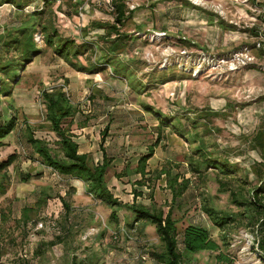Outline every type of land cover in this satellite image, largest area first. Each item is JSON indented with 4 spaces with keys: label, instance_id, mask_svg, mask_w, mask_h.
Segmentation results:
<instances>
[{
    "label": "rangeland",
    "instance_id": "374dc122",
    "mask_svg": "<svg viewBox=\"0 0 264 264\" xmlns=\"http://www.w3.org/2000/svg\"><path fill=\"white\" fill-rule=\"evenodd\" d=\"M125 1L133 13L121 30L136 38L119 57L148 89L133 91L124 79L113 77L109 67L90 74L59 58L44 43L41 25L81 42L103 32L89 29L91 21L112 22L113 15L106 0H58L39 16L34 39L42 51L20 70L10 96L0 95V121L17 118L15 130L0 146V158L12 152L18 156L6 169L8 185L0 194V264H162L152 256L163 250L154 225H126L125 218H132L126 209H117L113 216L111 208L85 192L82 181L44 166L27 142L25 120L34 137L48 141L61 155L58 135L46 126L40 95L42 89L56 88H62L76 107L63 126L73 133L79 150L93 163L102 161L103 151L111 160L105 178L116 198L161 209L164 215L172 210L179 240L189 224L208 228L218 248L193 253L185 264H264L256 225L234 222L220 229L203 212V204L223 212L237 207L229 192L219 191L222 174L211 168L193 172L188 165L198 141L180 137L143 108L149 104L169 122L180 118L184 129L197 131L213 155L237 163L241 171L234 176V186L243 184L247 191L256 184L253 164L261 157L250 138L264 126V0H187L195 8L175 0ZM41 7L39 0L23 9L0 6V46L12 27L30 21L29 15ZM235 54L244 60L232 59ZM90 56L87 52L79 59L87 65ZM150 146L154 150L145 178L118 176L126 167L134 169ZM18 171L29 172L28 180L21 181ZM175 174L177 181L182 175L188 178L189 185L173 199L167 177ZM42 191L49 198L37 203Z\"/></svg>",
    "mask_w": 264,
    "mask_h": 264
},
{
    "label": "trees",
    "instance_id": "16d2710c",
    "mask_svg": "<svg viewBox=\"0 0 264 264\" xmlns=\"http://www.w3.org/2000/svg\"><path fill=\"white\" fill-rule=\"evenodd\" d=\"M34 1L36 0H0V6L11 4L17 9H23ZM39 1L42 2V7L29 15L30 21L23 22L18 27H12L1 42L0 51H2L3 57L0 58V95L10 96L13 83L19 80L20 70L42 51L34 39L35 34L38 33L39 16L45 8L58 0ZM175 1L182 7L195 8L187 0ZM110 6L113 15L112 22L91 21L88 25L92 31L103 30L102 33H95V39L78 42L73 37L60 36L55 28L43 24L40 31L44 43L71 67L90 74L103 71L109 67L113 77L124 79L129 88L140 93L144 88L148 89L149 84L137 81L133 68L129 66L130 63L119 57L128 43L136 38L121 30V27L131 19L133 10L127 9L125 0H110ZM208 14L212 16L211 13ZM217 23L221 27L225 26L222 20H218ZM209 24H214L212 17L209 19ZM229 27L232 28L231 25ZM137 28L140 29L141 27L138 25ZM87 52H90L92 59L91 56L88 57L87 65H84L80 61L79 55ZM166 82H168L167 79L157 83L164 84ZM40 95L46 110V126L58 135L59 139L56 144L59 146L61 155L49 147L48 141L34 137L31 125L25 119L22 132L44 166L51 168L60 175L71 176L82 181L85 192L111 208L113 216H115L117 209H126L132 216L131 219L125 218L126 225L131 226L133 221H141L142 226L154 225L163 250L161 252L153 251L152 256L162 264H185L187 258L193 253L203 250L213 251L218 248L217 243L210 237V232L205 226L187 225L182 230L179 240L177 237V219L172 216V210L169 209L164 215L161 209H150L136 201L125 203L116 198L107 186L105 178L111 162L106 153L102 152L101 162L93 163L87 153L79 151V145L74 140V135L69 128L63 126L65 121L68 118H73L77 112L68 94L62 88H56L51 91L42 89ZM143 108L159 117V124L171 125L180 137L191 141L195 138V141H198L193 147L194 155H190L187 159L188 165L193 172L201 173L211 168L222 174L224 177L218 179L219 191L229 192L231 203L237 207L236 211L223 212L213 206L203 204V212L208 216L211 223L220 229L234 222H239L240 225L246 227L256 225L257 247L264 261V126L256 130L250 138L251 146L258 151L261 161H256L253 164L258 182L245 191L243 184L234 186L233 183L234 180H238L234 176L241 171L237 163L230 162L227 157L213 155L212 151H208L203 142L199 140L200 136L197 131L191 132L184 129L185 126L182 125L183 123L181 124L180 118L175 122H169L167 117L162 115L160 111L153 109L149 104H144ZM200 116L204 118L206 114ZM16 125L17 118L15 116L0 121V146L3 144V139L15 130ZM107 131L108 124L100 132L101 141L107 136ZM153 150L154 147H148V152L139 157L138 164L134 169L126 167L124 171L118 173V176L140 174L141 179L145 178L147 174L145 171L146 163L153 155ZM17 158L15 152L0 158V174L2 173L0 194L5 192L8 185L6 169ZM31 158L33 159V157ZM18 176L21 181H27L30 173L18 171ZM180 177L181 181H177L178 174L167 177L173 199L182 195L189 185L188 178H184L183 175ZM138 184L142 185L143 183L139 182ZM47 198H49V193L42 191L37 203L46 202ZM64 206L69 208L67 203H64ZM179 244L182 245V248L179 247Z\"/></svg>",
    "mask_w": 264,
    "mask_h": 264
},
{
    "label": "built area",
    "instance_id": "2783aa9c",
    "mask_svg": "<svg viewBox=\"0 0 264 264\" xmlns=\"http://www.w3.org/2000/svg\"><path fill=\"white\" fill-rule=\"evenodd\" d=\"M106 1L110 4V0H106ZM235 56H236V57H235ZM235 56H233L232 59H234V58H241V57L238 56L237 54H235ZM241 59L244 60L243 57H242ZM232 62H233V60H232Z\"/></svg>",
    "mask_w": 264,
    "mask_h": 264
},
{
    "label": "crops",
    "instance_id": "0c3cea01",
    "mask_svg": "<svg viewBox=\"0 0 264 264\" xmlns=\"http://www.w3.org/2000/svg\"><path fill=\"white\" fill-rule=\"evenodd\" d=\"M79 145V144H78ZM80 151V150H79ZM81 152V151H80ZM82 153H84V152H82ZM86 153V152H85ZM101 162V161H100ZM96 163H98V162H96Z\"/></svg>",
    "mask_w": 264,
    "mask_h": 264
}]
</instances>
